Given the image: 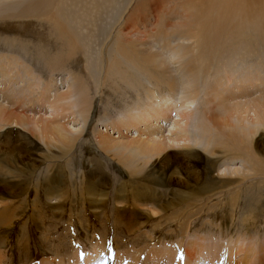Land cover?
I'll return each instance as SVG.
<instances>
[{"label": "rangeland", "instance_id": "obj_1", "mask_svg": "<svg viewBox=\"0 0 264 264\" xmlns=\"http://www.w3.org/2000/svg\"><path fill=\"white\" fill-rule=\"evenodd\" d=\"M16 1L22 3L25 0H0V9L5 4ZM26 1L31 3L38 0ZM68 1L54 0L52 5L38 13L37 17L17 20L10 25L0 24V38H2L0 39V105L5 108L0 113V209H5L11 204L15 205L12 207L15 212L8 220L10 222L5 226L0 225V252L7 256L9 264H23V262L25 264H41L44 261L57 264V256L52 254V249H60L62 254L59 253L58 257H62L64 254L72 253L76 247V251L79 250L78 253L81 255L80 259H83L91 252V247L95 249V242L101 238L108 241L107 244L111 246L108 245V251L111 250V253H108L109 259H111L109 264H121L116 259L115 262L112 261L114 260L113 256L116 251L126 247H130L129 250L133 247L132 253L138 257H135V260L139 259L136 261L137 264H149L153 259H157L160 264H169L166 261H169L170 257L176 261L175 264H184V262L186 264L187 256H185L184 248L190 245V242L213 244L221 231L222 238L224 237L221 242L226 244L229 251L233 250V255L226 256L227 262L264 264V174L253 173L252 168L248 169V163L239 157V154L234 158L230 154H225L229 148L226 150L223 147V142L226 140L223 139L222 134L228 131V128L224 129L223 127L225 120H222L228 116L223 110L234 109L232 105L239 101L226 102L221 99V96L235 93L236 85L229 87L225 93L215 86L212 90L207 87H213L217 78L226 73L229 67L237 66L236 75L241 77L240 80L243 79L242 73L245 75L252 73L263 78V81H260V86L248 89V99L246 98V100L259 95L264 96V54H262L264 52V0H247L248 2L246 0H217L213 5L208 0H194L191 1L192 3L188 2L189 0H156V2L155 0H124L126 5L121 13L116 10L121 8L123 0L118 1L120 7L115 3L100 1L96 5L98 11L95 12H91L94 9L86 0H73L85 4V7L75 5L74 9L70 6H73V3ZM227 2L228 6H226ZM202 3H204V7L200 8ZM7 8L10 9V7ZM84 9L85 13L83 14ZM74 11L76 12L74 13ZM243 11L246 14L250 12V14L245 15ZM201 13L202 15L197 17ZM74 14L76 15L74 16ZM103 16H112L113 18L109 21ZM218 16L223 20H220ZM245 16H248L250 20ZM119 17L128 20L125 33H129L131 41L132 39L137 41L135 33L145 36L148 32L155 33L156 31L158 34H164L163 31H189V33L201 37L204 32L200 35L199 33L203 29L219 26L221 31L219 33L225 35L227 39L215 41L213 44L217 47H225L227 52L234 51L227 44L228 37L233 44L243 42L242 49L235 51L244 53V60L242 54L239 55L241 59L239 57L237 60L238 57L235 55L236 58H233L234 55L232 56L231 52L232 57L227 53L226 58L225 51H222V55L225 56H222L220 62L223 61L221 63L225 68L223 67V70L220 69L216 74L215 71L211 72L214 69V65L211 64L209 67L213 66V68L210 69V76L198 80L200 87L195 98L196 101L190 107L194 113L192 119H189L191 141L168 143L165 140L166 147L164 146L160 151L157 150L158 152L146 153L147 145L140 150L136 145L139 143L138 140L149 138L150 132L152 133L154 130L138 133L136 129L129 131L123 126L131 122L129 117L132 113L151 111L153 103L146 99L148 93L143 91L145 87V91L148 90V87L151 88L149 82L147 83L142 75H134L123 70L122 68H125L123 62L116 64L112 58V52L115 51L116 46L115 38H104L111 30L115 29V22ZM236 17L241 19L238 18L236 21ZM242 18L247 19L248 22ZM218 21L221 22L218 23ZM191 22L199 25H193ZM224 22L227 23L223 24ZM216 23L218 26L214 25ZM221 23L222 25H220ZM58 25L63 29V33L69 35L71 41L73 38L72 42L75 47L72 54L74 55L70 57L66 50H62L63 46L58 43L60 34L57 32L58 28L55 30L56 27H59ZM200 25L201 27L205 25V28L200 29ZM252 27H254L255 33L252 32ZM241 29L248 30L244 32ZM88 30L99 35L97 36L99 44L94 45V41H84L83 37L87 35ZM234 31L235 33H233ZM237 33L238 36L241 34L239 41L243 39L240 43L234 40L238 38ZM242 36H246L244 38L247 39ZM255 37L260 40L255 41ZM77 38L80 41H75ZM199 39L203 40L204 35ZM248 40L249 45L247 46L248 43L245 42ZM253 41L256 42L257 47ZM198 45L200 46V44ZM231 46L233 45L231 44ZM244 46L249 49L250 46L255 47L256 57L253 55L255 48L252 47V51L247 48L251 54L253 53L248 56V52L245 53L246 50L242 51ZM129 47L130 45L127 44L126 51ZM41 50L44 52L42 53ZM196 50L194 48L191 53L197 54V57L201 52L199 49L196 53ZM149 51L142 54L143 59L140 58L144 62H153L158 68L161 58H154L152 54L159 53V51L156 49ZM209 53L212 60L211 52ZM245 54H248L247 60L244 57ZM228 57L229 60H227ZM230 58L233 61L236 60L232 62ZM159 73L157 69L154 70L155 77L159 75L158 79L161 75ZM130 78L142 80L140 87L144 88H137L134 91L130 89L132 86L129 85L134 82L132 79V82L129 81ZM204 78L206 82H204ZM41 81L45 85H49V87L47 86L48 91L42 96L34 88ZM28 84L33 85L30 92ZM162 85L160 83L153 87L161 89L159 87ZM44 87L43 85L39 88ZM66 89L67 92L73 90L71 102L61 104L55 109H48L47 104L54 101L58 95L66 93H61ZM216 90L221 92L220 95L218 92L215 95ZM45 98L50 99L46 102L47 104L37 101H43ZM258 101H260V104L256 102L258 105L253 106L255 103L251 102V105L242 108H249L248 115L253 117V113L264 110L262 108L264 107L263 99ZM73 111L74 113H72ZM201 114L204 115L203 120L205 121L196 122L202 117ZM169 116L171 119L169 118L168 122L163 118L159 120L164 126L160 128V133H156V136L174 138L173 132L169 133L168 130L177 115L172 112ZM32 121H36L37 125H34ZM231 122L232 126L234 123L236 124V122ZM138 123L139 128H143L140 120ZM44 124L47 129H43ZM250 127L255 131L251 133L247 130L242 138L247 141L248 145L250 143L249 146L253 151L258 168L262 162L264 163V122ZM206 128L208 130L214 128L212 138L217 135V131L224 129V133L220 134L223 137L220 138L221 142H216L218 145L215 142H211L216 145L214 147L211 143L206 144L204 139L209 136L206 135ZM117 130L123 134L120 138L112 140L111 132L117 135ZM228 132L232 133L231 130ZM199 133L201 136H198L196 142L195 137ZM237 151L242 154L240 150ZM213 152H216L215 155ZM257 157L259 161H257ZM209 165H212V168H208ZM203 170H210L215 175H225L230 178L229 180L233 179L235 188L240 187L238 202L234 207L230 203L228 192L215 193L218 195L214 194L210 200L208 198L207 203H204V200L194 202V199L188 194L187 187H183L181 182L184 183L193 172ZM41 177L46 180L43 181L44 178ZM43 187L47 188L45 192H41L44 190ZM94 187L96 193L94 192L91 197L95 200L90 201L91 204L85 203L86 200L83 202L84 205L81 204L80 193L87 192ZM227 188L223 187V190H227ZM139 189H148L150 193L147 196L144 194L135 195V190ZM35 190L38 194L36 208L31 203L35 196ZM46 192L52 194L49 195ZM58 193H63V196L56 198ZM133 193L138 201H134L131 197ZM84 195L88 201L90 196L86 197V193ZM69 199L71 202L68 201ZM222 202L227 203L222 207L221 219H218L219 215L214 214L213 208L220 210L219 204ZM114 211L123 212L121 215L125 219L118 221L117 216L113 214ZM213 222L220 223L221 227L217 229ZM23 243L27 247L24 248ZM75 243H79V245ZM176 243L180 251L177 249ZM144 246H146L147 252L142 249ZM246 246H250L252 250L246 251ZM169 247L176 249V252L179 251L178 254L173 255ZM139 249L143 250L141 256L136 254V252H141ZM153 249L158 250L162 258H149L146 253L154 251ZM130 258L131 260H129ZM130 258L128 260L134 264V258ZM72 259L75 260V263L77 261L76 264L80 260L79 258L77 260V257ZM253 259L255 263H253Z\"/></svg>", "mask_w": 264, "mask_h": 264}, {"label": "bare ground", "instance_id": "obj_2", "mask_svg": "<svg viewBox=\"0 0 264 264\" xmlns=\"http://www.w3.org/2000/svg\"><path fill=\"white\" fill-rule=\"evenodd\" d=\"M54 0H38V1H32L31 3L28 2V1H23L21 3V1H16V2H13V3H9V4H5V6L0 9V24L1 25H6V24H11V23H14L16 22L17 20H22V19H26V18H30V17H37V14L42 12V11H45L46 10V7H50V5H52V2ZM58 1V0H57ZM70 2L73 3V6L70 5L71 7H73L74 9V6H84L85 4H82V3H79V2H74L73 0H69ZM68 1V2H69ZM79 1V0H77ZM88 1V4H91L94 11H91V12H95V11H98L96 9V5L100 3V1L102 2H111V3H115L117 6L120 5V0H86ZM181 1V0H180ZM191 1H194V0H189L188 2H191ZM212 5L215 3V1L217 0H208ZM227 1V0H226ZM231 1V0H229ZM247 1V0H246ZM69 2V3H70ZM82 2V1H80ZM156 2V0H155ZM248 2V1H247ZM257 2V1H255ZM122 5L121 8L119 10H116V11H119L120 13L123 11L124 9V6L126 5L124 0L121 1ZM192 3V2H191ZM223 3V1H222ZM221 3V4H222ZM230 3V2H229ZM254 3V2H253ZM63 4V3H62ZM103 4V3H102ZM107 4V3H106ZM119 4V5H118ZM188 4V3H187ZM204 3H202L201 7L202 6L204 7L203 5ZM217 4V3H216ZM220 4V3H219ZM249 4V3H248ZM59 5V3H58ZM109 5V4H108ZM206 5V4H205ZM242 5V4H241ZM119 6V7H120ZM218 6V5H217ZM222 6V5H221ZM228 6V2H227V5ZM232 6V5H231ZM7 7H10L7 8ZM66 7V6H64ZM69 7V5H68ZM85 7V6H84ZM87 7V6H86ZM102 7V6H101ZM216 7V6H215ZM220 7V5H219ZM248 7V6H247ZM61 8V7H60ZM59 8V9H60ZM90 8V7H89ZM98 8V7H97ZM239 8V7H238ZM253 8V7H252ZM256 7H254L253 9H255ZM58 9V7H57ZM11 10V11H10ZM13 10V11H12ZM62 10V9H61ZM64 10V8H63ZM105 10V9H104ZM221 10V9H220ZM219 10V11H220ZM226 10V9H225ZM238 10V9H236ZM235 10V12H237ZM77 11V9H76ZM74 11V13L76 12ZM101 11V10H100ZM196 11V9H195ZM218 11V12H219ZM223 11V10H222ZM221 11V12H222ZM254 11V10H253ZM257 11V10H256ZM59 12V11H58ZM63 12V11H62ZM66 12V11H65ZM105 12V11H104ZM197 12V11H196ZM245 13V11H243ZM78 13V12H77ZM85 13V9L83 11V14ZM100 13V12H99ZM200 13V12H198ZM224 13V12H223ZM227 13V12H226ZM240 13V11H239ZM243 13V14H244ZM67 14V12H66ZM221 14V13H220ZM229 14V12H228ZM250 14V12H249ZM249 14H246L245 15H249ZM72 15V14H71ZM76 14H74L75 16ZM89 15V14H88ZM97 15V14H96ZM201 14L197 15L198 16H201ZM53 16V15H52ZM67 16V15H66ZM98 16V15H97ZM194 16V15H193ZM205 16V14H204ZM225 16V15H224ZM231 16V15H230ZM77 17V16H76ZM81 17V15H80ZM80 17H79V20H80ZM83 17V16H82ZM92 17V16H91ZM217 17V16H216ZM220 17V16H218ZM246 17V16H245ZM248 17V16H247ZM246 17V18H247ZM75 18V17H74ZM78 18V17H77ZM95 18V17H94ZM103 18H107L109 21L112 20V16H103ZM119 17L117 19V21L115 22V29L111 30L104 38H108V37H112V38H115V41H114V44L116 45L115 46V51L112 52V58L114 59L115 63L116 64H120V63H124V66L125 68H122L123 70L127 71V72H131L132 74L134 75H142L145 80L147 81V83L149 82V84L151 85V88L148 87V90H146V87L144 88L143 86L140 87V85L142 84V80L140 79H137V78H134V80L132 78H130L129 81H131V79L134 81L132 82L129 86H132L130 89H133L134 90H137L138 89H142V87L145 89H143L144 92H147L148 95L146 94V99L148 101H150V103H153L152 105V109L151 111L145 113V112H138V113H132L131 114V117H129L130 119V123L129 124H124L123 126H125V128H127L129 131L130 129H136L138 131V133H147L149 131H153L152 133L150 132L149 134V138L146 137L145 139H140L138 140L139 143L138 145H136V147L140 150L141 148H144L145 145L146 146V153H154L155 151L157 150H161L164 146L166 147V141L169 142H173L175 143L176 142H186V141H191V138H192V135H191V131H189V127H190V124H189V119H192L194 113L192 112V109L190 108L193 103L196 101V97H197V92H198V89L200 87L199 83H198V80H200V78L203 79V77H209L210 76V69L212 68L209 67L211 64L214 65V69L211 71H215L216 74L219 73L220 69L221 71L223 70V67H224V64L223 61L220 62L222 56H225L227 53V55H230V52L232 53V56L233 58H236V56L238 57L237 60H239V55L242 56L243 58V55L244 53H240V52H237L238 50L242 49L241 48V45L243 42H241V38L239 41V37H241V34L240 36H238V33L236 34L238 36V40L235 38L234 40L238 41L237 43H240V44H236V43H231L230 42V39L228 37V46L231 47L230 49H234V51H229V47H228V51L227 52V49L225 47H222V46H218L213 44L215 43V41H224L226 36L225 35H221L219 32L220 29L218 28V23L221 22V21H218V23L214 24V25H217L218 27L212 29L211 26H210V29H207L204 30L203 28H205L204 26L205 25H201L199 26V28L203 29V31L199 33V35L201 33V37L202 35H204V39L203 40H200L198 35H194V34H191V32L189 33V31H170V32H167V31H163L164 34H161L159 33L158 34V31H156L155 33H147L145 36L144 35H139V33H135V35L137 36V41H134L132 39L131 41V37L129 36V33L126 32L125 33V26H126V23L128 22L127 19L125 18H121ZM155 18V17H154ZM229 18V17H228ZM227 18V19H228ZM240 18V17H236L235 20L237 21V19ZM249 18V17H248ZM156 19V18H155ZM195 19V18H194ZM199 19V18H198ZM211 19V18H209ZM217 19V18H216ZM225 19V18H224ZM241 19V18H240ZM244 19V18H242ZM35 20V19H34ZM45 20V19H44ZM76 20V18H75ZM157 20V19H156ZM201 20V19H200ZM218 20V19H217ZM220 20H223V18L220 17ZM232 20V19H230ZM245 20V19H244ZM247 20V19H246ZM245 20V21H246ZM250 20V18L248 19ZM248 20L246 22H248ZM253 21V20H252ZM256 21V20H255ZM78 22V21H76ZM198 22V21H197ZM207 22V21H206ZM242 22V21H241ZM32 23V22H31ZM193 23V22H191ZM212 23V22H211ZM227 22H224L223 24H225ZM195 23H193L194 25ZM198 24V23H197ZM195 24V25H197ZM202 24H203V21H202ZM199 25V24H198ZM222 25V23L220 24ZM56 26V25H55ZM59 26V25H58ZM177 26V25H176ZM248 26V25H247ZM58 28V34H60V38H59V44L60 46H63V51L66 50L68 56H72L74 54L73 53V50H74V47L75 45L73 44V38H72V41H71V38H69V35L67 33H63V29L59 26V27H56L55 30H57ZM193 28V26H192ZM191 28V29H192ZM236 28V27H235ZM249 28V27H248ZM253 29V33H255L254 31V27H252ZM48 29V28H47ZM197 29V28H195ZM54 30V31H55ZM93 30V29H92ZM182 30V29H181ZM185 30V29H183ZM210 30V31H208ZM242 30V29H241ZM244 30V29H243ZM242 30V31H243ZM246 31L248 29H245ZM244 30V32H245ZM258 31V29H256ZM49 31V30H48ZM53 31V30H52ZM51 31V33H52ZM127 31V30H126ZM207 31V32H206ZM226 31V30H225ZM80 32V31H79ZM132 32V31H131ZM136 32V31H135ZM140 32V31H139ZM146 32V30H145ZM199 32V31H198ZM227 32V31H226ZM250 34V31H248ZM63 33V34H62ZM228 33V32H227ZM235 33V31L233 32ZM252 33V35H253ZM57 34V35H58ZM87 35H85V37H83L86 42V40H89V41H94L93 44L94 45H97L99 44L98 43V39H97V34L93 33L92 31L88 30V33H86ZM132 34V33H130ZM145 34V33H144ZM168 34V35H167ZM197 34V33H196ZM225 34V33H224ZM232 35V33H229V35ZM247 34V35H248ZM71 35V34H70ZM78 35V34H77ZM257 35V34H256ZM39 37H41V35H38ZM47 36H48V33H47ZM104 36V34H103ZM250 36V35H248ZM46 37V36H45ZM54 37V36H53ZM71 37V36H70ZM236 37V36H235ZM246 37V36H244ZM242 36V38H244ZM49 38V37H48ZM79 38V37H78ZM75 39L76 40H79V39ZM82 38V39H83ZM144 38V39H143ZM232 38V37H231ZM249 38V37H248ZM2 39V38H0ZM42 39V38H41ZM147 39V40H146ZM227 39V38H226ZM233 39V38H232ZM244 39H247V38H244ZM251 39V38H250ZM249 39V40H250ZM256 39V37H255ZM259 38H257L255 41H259L258 40ZM57 40V38H56ZM100 40V39H99ZM145 40V41H144ZM212 40V41H211ZM249 40L248 42L246 41L245 43H248L247 46L249 45ZM253 40V39H252ZM48 41V40H47ZM51 41V40H50ZM54 41V40H53ZM80 41V40H79ZM253 41V42H255ZM56 42V41H55ZM78 42V41H77ZM80 43V42H79ZM218 43V42H216ZM244 43V45H246ZM259 43V42H258ZM3 44V43H2ZM33 44V43H31ZM127 44L130 45V47L128 48V50L126 51V47H127ZM200 44V46L198 45ZM203 44V45H201ZM227 44H224L225 46H227ZM231 44L233 46H231ZM261 44V42H260ZM198 45V46H197ZM252 45V44H250ZM264 45V44H263ZM89 46V45H88ZM143 46H147L146 48H142ZM215 46H216V49H215ZM243 46V45H242ZM247 46H244L243 47V50L242 51H245L248 52V56H251L253 53H254V50H256L255 47H257L256 45V42H255V47L253 46H250V49L247 47ZM199 47V48H198ZM214 49H213V48ZM255 49H253V48ZM71 48V49H70ZM194 48H196V53L198 52V50L200 49V52L201 54L198 55L196 57L197 54H192L191 51L193 50L194 51ZM246 48V49H245ZM251 50L253 49V53L251 54V52L248 50ZM90 49V48H88ZM152 49H156L159 51V53H154L152 54V57L154 58H161V60L159 61V64H158V68L154 65V63L151 61H147V62H144L142 61L143 59V56L142 54L148 50L152 51ZM224 49V50H223ZM226 49V50H225ZM45 50V49H44ZM44 50L42 51V53L44 52ZM61 50V51H62ZM237 50V51H235ZM149 51V52H150ZM222 51H225V55H222ZM252 51V50H251ZM211 52V56H212V60L210 59V53ZM237 52V53H236ZM258 52V51H256ZM63 53V52H62ZM194 53V52H193ZM45 54V53H44ZM64 54V53H63ZM192 54V55H191ZM238 54V55H237ZM251 54V55H250ZM258 54H260V52H258ZM264 54V52L262 53ZM5 55V54H4ZM66 55V54H65ZM136 55V56H135ZM227 55L225 56L227 58ZM236 55V56H235ZM245 54L244 57L247 56ZM254 56L256 55V53L253 54ZM43 56V54H42ZM63 56V55H61ZM231 56V57H232ZM252 56V57H254ZM259 56V55H258ZM40 57V55H39ZM44 57V56H43ZM64 57V56H63ZM136 57V58H135ZM142 59H141V58ZM256 57V56H255ZM47 58V56H46ZM68 58V57H67ZM163 58V60H162ZM249 58V57H248ZM232 60V62H234L236 59H233L230 58ZM241 59V57H240ZM245 58H243L244 60ZM216 60V61H214ZM229 60V57L228 59ZM246 60H247V57H246ZM47 61V60H46ZM249 61V60H248ZM41 62V61H40ZM45 62V61H44ZM229 62V61H227ZM231 62V63H232ZM243 62V61H242ZM14 63V61H13ZM237 63V62H236ZM239 63V62H238ZM6 64V63H5ZM233 64V63H232ZM226 66V65H225ZM230 66V65H229ZM236 67L237 66H232L231 68L229 67V69L226 70V73H223V74H219L220 76L217 78L216 82H215V85H213V87H210V86H207L208 89L211 88V90L214 88V86L219 89L222 93H225L227 92L228 88L229 87H234L236 85V87H234L237 91L238 90H242V91H238V93H228L226 95H222L221 96V99L224 100V101H239V102H236L232 105V107L234 109H224V113L225 115L228 114L227 117H225L222 121H224L223 123V127L224 129L228 128V131H232L231 134H229L228 131H226L225 134H222L224 136L221 137L220 134L221 133H224L223 130H220V131H217L216 132V136L212 138L213 134H212V131L213 129H207L206 131V135H209L208 137H206L204 140L207 142H205L206 144H210L211 142H218L220 143L221 140L220 138L226 140V142H223V147L229 151H227V153L225 152V154H230L232 157H236L238 156L239 154V157H242L244 161H246V163H248V169L250 170V167L252 168V171L253 173L255 174H264V163L262 162L260 164V167L257 168V163L255 161V158L253 157V151L250 149V143L248 145V143H246L247 141L245 139H243L242 137L245 136V134L247 133L246 131L248 130L249 132L252 133V131L254 132L255 130L253 128H251L250 126H256V125H259L260 123L263 124L264 122V113H253V117L251 115H248L249 114V111L250 109L249 108H242V107H245V106H249V104L251 102H254L253 106L255 105H258L256 104V102H259L260 104V101L258 100H262L263 99V102H264V96H257L256 98H250L249 100H246V98L248 97V89L249 88H253V87H258L260 86V81H263V78L260 76V75H256V74H252V73H247L246 75L242 73V80H240V76H237V70H236ZM247 67V66H246ZM254 67V66H252ZM225 68V67H224ZM227 68V67H226ZM240 68V67H239ZM121 69V70H122ZM157 69L158 72H160L159 74L160 75V78L158 79L159 75H157V77H155L156 75H154V70ZM104 70V69H103ZM225 70V69H224ZM239 70V69H238ZM246 70V69H245ZM250 70V69H249ZM253 70V68H252ZM251 70V71H252ZM245 72V71H244ZM260 72V71H259ZM263 72V71H262ZM29 73V72H28ZM72 73V72H71ZM222 73V72H221ZM30 74V73H29ZM76 74V73H75ZM263 74V73H262ZM164 78H163V77ZM30 79V78H29ZM71 79V78H70ZM201 79V80H202ZM210 79V78H208ZM144 80V81H145ZM205 80V78H204ZM203 80V81H204ZM143 81V83H144ZM145 81V83H146ZM202 81V82H203ZM208 81V80H207ZM37 82V81H36ZM206 82V80L204 81ZM146 83V84H147ZM153 83V84H151ZM163 84L161 87V89H158L156 87H153V86H156V84ZM201 83V82H200ZM210 83V82H209ZM208 83V85H209ZM244 83V84H243ZM129 84V83H128ZM203 84V83H201ZM205 84V83H204ZM262 84V83H261ZM45 86L44 88H39L41 86ZM52 85V84H51ZM50 85V87H51ZM126 85V84H125ZM33 86V85H32ZM30 86V84H28V89H29V92L31 91L30 88L32 87ZM47 86L49 87V85H45L43 83V81H41V83L39 82L38 84H36L34 86V88L38 91V94H40V96H42L43 94H45V92L48 91V88ZM69 86V85H68ZM128 86V85H126ZM125 86V87H126ZM145 86V85H144ZM160 86V85H159ZM74 87V86H73ZM206 87V86H205ZM204 87V88H205ZM70 88V87H69ZM163 88V89H162ZM203 88V89H204ZM72 89V88H71ZM129 89V87H128ZM233 89V88H232ZM215 90V89H214ZM73 90H70L67 92V89L65 91H62L61 93L63 92H66L64 93L63 95H58L57 98L54 100V101H51L49 102L48 104L46 102H48L49 100H46L44 99L43 101L42 100H37L39 102H41L42 104H47V107L48 109H55L57 108V106L61 105V104H65L67 102H71V97H72V92ZM152 94H151V92ZM208 91V90H207ZM210 91V90H209ZM232 91V90H231ZM231 91H228V92H231ZM258 91V90H257ZM211 92V91H210ZM217 90H216V93L215 95H217ZM220 92V93H221ZM49 93V92H48ZM135 93H138V92H135ZM220 93L218 92V94L220 95ZM47 94V93H46ZM142 94V93H140ZM49 95V94H48ZM138 95V94H137ZM153 95V97H152ZM214 95V97H216ZM218 95V96H219ZM157 96V97H156ZM176 96H179V97H176ZM154 98V99H153ZM248 99V98H247ZM139 100V99H138ZM141 100V99H140ZM148 103V102H147ZM178 103V106L176 107ZM262 103V102H261ZM252 104V103H251ZM250 104V105H251ZM23 106V105H22ZM66 106V105H64ZM67 108V107H65ZM72 108V107H71ZM264 108V107H262ZM68 109V108H67ZM173 109V110H172ZM184 109V111H182ZM252 109V108H251ZM5 110L4 106L0 105V113L3 112ZM40 110V109H39ZM59 110V109H58ZM73 110V109H72ZM257 110V109H256ZM57 111V110H56ZM61 111V110H60ZM67 111V110H66ZM221 111V110H220ZM219 111V112H220ZM48 112H50L48 110ZM53 112V111H52ZM174 112L176 113L177 117L176 119L174 120L173 119V122H172V125L170 126V129L168 130V132H173L172 134L174 135V138L172 139V137H162L161 135L159 136H156V133H158L160 131V128L164 125H162V121H159L161 120V118H163L165 121L167 120L168 122V119L170 118L169 115H171V113ZM217 112V111H216ZM74 113V111L72 112ZM77 113V112H76ZM203 113V112H202ZM221 113V112H220ZM25 114V113H24ZM49 114V113H48ZM34 115V114H33ZM47 115V114H46ZM56 115V114H55ZM54 115V116H55ZM73 115V114H72ZM222 115V114H221ZM48 116V115H47ZM169 116V117H168ZM202 116V114H201ZM216 116V115H215ZM207 117V116H206ZM205 117V118H206ZM220 117V116H219ZM47 119V118H46ZM72 119V118H71ZM171 119V118H170ZM204 119V115L202 117H200L198 119V121L196 122H200L201 121H205L203 120ZM35 120V119H34ZM48 120V119H47ZM139 120L141 121V123L143 124V128H139ZM177 120V122H176ZM44 121V120H43ZM218 121V120H216ZM236 122V124L234 123V125L232 126V122ZM263 121V122H262ZM191 122V121H190ZM215 122V121H213ZM21 123V122H20ZM32 123L34 125H37L36 121H32ZM115 123V122H114ZM128 123V122H127ZM220 123V122H219ZM222 123V122H221ZM31 124V123H30ZM208 124V123H207ZM119 125V124H118ZM120 126V125H119ZM221 126V125H220ZM232 126V127H231ZM202 127H203V123H202ZM38 128H41V127H38ZM43 129H47L46 125L44 124V127ZM126 129V130H127ZM140 129V130H139ZM199 129H200V126H199ZM222 129V127H221ZM173 130V131H172ZM219 130V129H217ZM143 131H146V132H143ZM66 132V131H65ZM68 132V131H67ZM127 132V131H125ZM124 132V133H125ZM248 132V133H249ZM114 132H111L112 134V137H110L112 140L113 139H116V138H120L123 134L121 133L120 134V130L116 131V133H118L117 135H114L113 134ZM160 133V132H159ZM210 133V134H209ZM214 133V132H213ZM219 134V135H218ZM250 134V133H249ZM140 135V134H139ZM230 135V136H229ZM44 136V135H43ZM198 136H201L200 133L195 137V141L197 142L198 140ZM249 136V135H247ZM203 137V136H202ZM229 137H230V140H229ZM201 138V137H199ZM219 140V141H217ZM201 141V140H200ZM250 141V140H248ZM100 144V143H99ZM166 144V145H164ZM184 144V143H183ZM214 147V143H211ZM216 145H218L216 143ZM215 145V146H216ZM106 147V146H105ZM126 147V146H125ZM220 148V146H217ZM222 147V145H221ZM252 147V146H251ZM209 148V147H208ZM216 148V147H215ZM219 150V149H218ZM237 150H240L241 153H239V151ZM148 151V152H147ZM220 151V150H219ZM223 151V150H222ZM158 152V151H157ZM209 152V151H207ZM214 155L216 152H213ZM218 153V152H217ZM223 153V152H222ZM211 155V154H210ZM231 157V158H232ZM213 159V158H211ZM258 159V157H257ZM226 160V159H225ZM231 160V159H229ZM216 161V160H214ZM259 161V159L257 160ZM9 162V161H8ZM209 161H207L208 163ZM128 163V162H127ZM134 163V162H133ZM210 163V162H209ZM212 163H214L212 161ZM211 163V164H212ZM130 164V163H129ZM131 165V164H130ZM247 165V164H246ZM133 166V164H132ZM136 166V165H134ZM212 165H209L208 168H210ZM244 167V166H243ZM212 168V167H211ZM260 171V172H258ZM137 172V171H136ZM48 175V174H47ZM129 176V175H128ZM51 177V175H50ZM41 178H44V177H41ZM55 178V177H53ZM51 178V179H53ZM230 178L229 177H226L225 175H215V174H212L209 171H206V170H203V171H195L193 172L189 178H186V181L183 183L181 182V185L183 187H187L188 189V194L191 196L192 199H194V202H198V201H201V200H204V203H207L208 201V198L210 200L211 196H213L215 193H219L220 192H224V193H229L228 194V197L230 199V203L231 205L234 207L236 205V203L238 202L237 201V198L239 196V188L240 187H236L233 186L234 185V181L233 179L229 180ZM43 181L46 180V178L42 179ZM47 180H49L47 178ZM56 180V179H54ZM53 180V181H54ZM50 181V180H49ZM52 181V182H53ZM236 182V181H235ZM45 183V182H44ZM48 183V182H46ZM191 183V184H189ZM53 185V183H52ZM13 187V186H12ZM89 187V186H88ZM223 187H228L227 190H223ZM230 187H234V188H230ZM44 188V187H43ZM47 188H44V190L41 192H45ZM95 187L94 188H90L89 191H83L82 193H80V198H79V201L81 202V204L84 205L83 202H86L85 203H88V204H91V202L93 200H95L93 197H91L94 192H95ZM132 191V190H131ZM145 191V193H144ZM40 192V191H39ZM40 192V193H41ZM50 192V191H49ZM56 192V191H54ZM47 193V192H46ZM84 193H86V197L87 195L90 196L89 200L87 201V199L85 198V195ZM96 193V192H95ZM131 193V192H130ZM135 195L138 194V195H146L147 194L149 195L150 191L148 189H139V190H135ZM134 193L132 194V198L134 199V201H138V199L136 197H134ZM45 194V193H44ZM49 194V193H47ZM52 194V193H50ZM49 194V195H50ZM63 194V193H62ZM62 194H59L58 193V197L60 196H63ZM46 195V194H45ZM57 195V194H55ZM137 195V196H138ZM215 195H218V194H215ZM145 196V197H146ZM37 197H38V194H37V191L35 190V196H34V199L33 201L31 202L33 207L36 208V200H37ZM95 197V196H94ZM151 197V196H149ZM139 198V196H138ZM148 198V197H147ZM152 198V197H151ZM66 199V198H65ZM64 199V200H65ZM212 199V198H211ZM224 200V199H223ZM70 201V199L68 200ZM91 201V202H90ZM156 201V200H155ZM158 201V200H157ZM65 202V201H64ZM71 202V201H70ZM227 203V202H226ZM225 202H222L221 204H219V207H220V210H216L213 208V212L214 214L216 215H219L217 218L218 219H221V213H222V210H223V206L226 204ZM256 203V202H255ZM69 204V203H68ZM102 204V203H101ZM56 205V204H55ZM54 205V206H55ZM210 205V204H209ZM4 206V205H3ZM15 205L14 204H11L9 205V207H5L4 208H1L0 209V225L1 226H5L7 225L10 221L9 220V217L10 216H13V213L15 212V209L12 208L14 207ZM17 207V206H16ZM39 207V206H38ZM19 208V207H18ZM118 208V207H116ZM222 208V209H221ZM234 210V208H233ZM124 212V210H123ZM123 212H113L114 216H117V218L119 219H116L118 221H121L123 219H125L123 217V215H121ZM96 213V212H95ZM41 214V212H40ZM44 214V213H42ZM105 214V213H104ZM223 214V213H222ZM249 215H251V213L249 212ZM44 216V215H43ZM6 218V220H5ZM124 224V223H123ZM212 224V223H211ZM215 223L213 222V225ZM126 225V224H125ZM214 226H217L216 228L219 229V227H221L220 223H217L215 224ZM124 227V226H123ZM127 227V226H126ZM125 227V228H126ZM119 230V229H118ZM123 234V233H122ZM264 238V237H263ZM100 240L96 241L95 242V249L93 247H91V252L88 253V255L84 256V258L80 259V254L78 253V251H76V247L73 249L72 253L69 252L68 254H64L62 255V257H58V254L61 253L60 252V249L58 248H55V249H52V254H55L57 257V264H76L75 263V260H73L72 258L75 259V257H77V260L78 258L80 259L78 261V264H109V262L111 263V259L110 258V255L108 254L110 251H108V248H109V243L108 241L106 240H102L101 238H99ZM224 239V237L222 238V232L220 231L219 232V235L218 237L215 238V242L213 244L211 243H205V244H201L200 242H197V241H193V242H190V245H187L185 248H184V253H185V256H187V261H186V264H232L231 262H227V255L229 254H232L233 255V250H228L227 249V246H225L221 241ZM205 241H207V239H205ZM76 245H79V243H75ZM74 244V246H76ZM177 244V243H176ZM24 245V248L25 246L27 247V245L25 243H23ZM109 245V246H108ZM114 245V244H113ZM23 247V246H21ZM78 247V246H77ZM111 247V246H110ZM117 247V246H116ZM130 248V247H129ZM129 248H124V249H120L119 251H116L115 255L113 256L114 257V261L115 262V259L117 262L121 263V264H133L131 263L129 260H131L130 257H133L134 258V262L136 263V261H138L139 259H136L135 260V257H137V255L135 256L134 253H132L133 251V247H131V250H129ZM141 248V246H140ZM148 248V247H147ZM79 249V248H77ZM112 249V248H111ZM119 249V248H118ZM142 249L146 251V246L142 247ZM140 250L141 252H136V254L138 253L139 256H141L140 254L143 252V250ZM177 249L179 250L178 248V244H177ZM250 249V246H246V251H249ZM72 250V249H71ZM81 250V249H80ZM117 250V249H116ZM136 250V249H134ZM150 250V249H149ZM154 251H150L149 253H146L147 256L150 258V257H156V258H162V255L161 253L158 252V250H155L153 249ZM169 250L172 251L173 255H177L178 252H176V249L172 248V247H169ZM252 250V249H250ZM130 251V252H129ZM138 251V250H137ZM68 252V251H67ZM147 252V251H146ZM111 253V252H110ZM170 253V252H169ZM168 253V255H169ZM6 254V253H5ZM62 254V253H61ZM167 255V256H168ZM262 255V254H261ZM146 256V255H145ZM65 257V258H63ZM112 257V259H113ZM170 257V256H169ZM261 257V256H260ZM72 260H71V259ZM108 258V259H107ZM128 258H130L128 260ZM193 258V260H192ZM251 258V257H250ZM186 259V258H185ZM177 260V259H176ZM255 260L253 259V263ZM260 261V260H259ZM125 262V263H124ZM167 263L169 264H175L176 261L174 259H172V257H170V260L169 261H166ZM134 263V264H135ZM246 263V262H245ZM0 264H9V259H7V256L4 255L2 252H0ZM23 264H25V262H23ZM29 264V263H28ZM40 264V263H39ZM41 264H50V261L47 262V261H44L43 263ZM113 264V263H112ZM137 264V263H136ZM149 264H160L158 262L157 259H153L150 261ZM178 264V263H177ZM185 264V262H184ZM234 264V263H233Z\"/></svg>", "mask_w": 264, "mask_h": 264}]
</instances>
